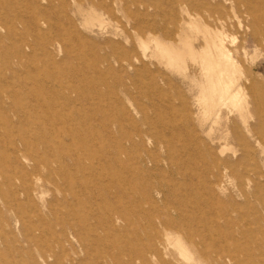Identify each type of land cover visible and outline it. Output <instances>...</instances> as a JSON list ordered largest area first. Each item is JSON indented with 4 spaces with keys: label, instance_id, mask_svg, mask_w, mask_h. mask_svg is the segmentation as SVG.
<instances>
[{
    "label": "rangeland",
    "instance_id": "obj_1",
    "mask_svg": "<svg viewBox=\"0 0 264 264\" xmlns=\"http://www.w3.org/2000/svg\"><path fill=\"white\" fill-rule=\"evenodd\" d=\"M213 12L255 88L205 112L192 60L149 37L183 49L188 13ZM263 18L264 0H0V264H264Z\"/></svg>",
    "mask_w": 264,
    "mask_h": 264
},
{
    "label": "bare ground",
    "instance_id": "obj_2",
    "mask_svg": "<svg viewBox=\"0 0 264 264\" xmlns=\"http://www.w3.org/2000/svg\"><path fill=\"white\" fill-rule=\"evenodd\" d=\"M244 5L245 11L243 13L251 15V7L247 4ZM89 14L88 24L92 20L100 19V16L93 11H89ZM188 14L190 15L189 21L185 22L182 31L179 33L180 41L185 49H181L175 43L164 41L155 35H150L149 40L155 42L159 56L166 61L163 63L173 69L186 73L189 68L188 59L192 60V64L196 68H191L193 70L188 74L186 73V77L198 85V103L205 112L207 109L218 108L220 110L221 106L230 107L233 105L242 108L245 102V90L248 85L254 89L255 83L250 81L240 63L236 62L234 55L232 56V53L226 48L225 31L216 28L217 24L226 26L227 20L223 15L217 16L215 12L210 13L207 19L213 20L215 24L213 28L200 14L193 16ZM194 31L203 35L202 42L195 43L197 38H194L190 33ZM142 42L147 45V41L142 40ZM181 241H177L181 251L193 259L190 250ZM158 253L160 252L158 251Z\"/></svg>",
    "mask_w": 264,
    "mask_h": 264
}]
</instances>
